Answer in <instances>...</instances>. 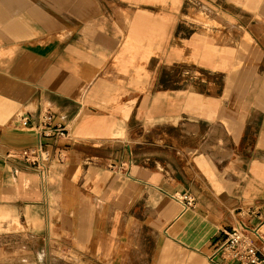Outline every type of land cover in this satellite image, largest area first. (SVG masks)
<instances>
[{
    "label": "crops",
    "instance_id": "obj_1",
    "mask_svg": "<svg viewBox=\"0 0 264 264\" xmlns=\"http://www.w3.org/2000/svg\"><path fill=\"white\" fill-rule=\"evenodd\" d=\"M212 1L238 28L226 49L201 33L186 39L183 0H0V214L8 226L65 228L73 255L105 219L103 207L121 232L138 234V264H237L210 256L240 224L257 228L264 247V0ZM185 64L226 68L228 93L216 99L172 81L169 72ZM20 116L29 126L17 124ZM139 122L174 156L149 148L136 159ZM214 124L224 140L210 142L227 155H188ZM39 129L51 134L43 138L52 155L46 186L12 156L37 145ZM24 242L0 247V264L36 259Z\"/></svg>",
    "mask_w": 264,
    "mask_h": 264
},
{
    "label": "rangeland",
    "instance_id": "obj_2",
    "mask_svg": "<svg viewBox=\"0 0 264 264\" xmlns=\"http://www.w3.org/2000/svg\"><path fill=\"white\" fill-rule=\"evenodd\" d=\"M212 0H183L184 3V25L186 29V39L191 38L195 32L201 33L202 38L208 40L212 39L217 42V48L226 49L228 47V40L231 33L238 30L233 26L230 21L225 20L218 14L221 8L212 7L210 2ZM213 2V1H212ZM229 34V35H227ZM228 71V70H227ZM168 74V73H167ZM169 77L172 81L178 80L177 78L185 79L184 83L187 87L196 91H201L204 94L213 95L216 99H221L222 96L228 92L225 90V81L227 79L226 68H220L218 71H207L200 69L193 64L181 65L178 68H174L169 72ZM175 79V80H174ZM226 93V94H224ZM206 95V100L213 99ZM227 97V96H226ZM222 107L225 104L222 100ZM204 108V107H203ZM137 135L135 136L133 144V153L136 159L149 155V148H162L166 156L173 157L174 150L169 147H164L165 143H161L158 140L149 141V126L143 125L141 122L136 127ZM169 135L173 138H180L181 133L177 131H168ZM215 134L217 137H215ZM224 134L219 132V126L214 124L209 132V139L201 143L197 149L189 150L187 154L198 153L199 155H206L212 159H218L221 154L225 157L227 153L221 147H218L216 143L210 142L213 138L215 142L217 140H224ZM185 143L189 141L186 137L183 139ZM171 146L174 144L171 142ZM158 150V149H157ZM112 153V149L108 150ZM160 152V151H159ZM104 216L105 219L99 220V224L93 225L88 231L86 248H82L80 245L75 244L73 255L69 253L68 247L65 245V234L67 229L65 228H48L39 227L36 223L32 224V227L27 229L28 226L22 227L21 223L17 221V225H7L9 215L0 214V247H6L8 243L10 245H16V241L24 237V250L26 253L35 252L36 259L27 261V264H138L135 255L132 253L131 240L137 236L136 231L130 230V228L119 230V223L115 222L112 212L103 210V207L99 210V217ZM123 227L127 226L126 220H124ZM105 223L108 225V230L105 229ZM92 226V225H91ZM120 232L123 236L122 241L115 239L116 234ZM76 233V231H75ZM53 237L52 238H50ZM15 237V239H13ZM56 237V238H55ZM54 239H57V243ZM17 244L16 246H18ZM15 246V247H16ZM19 247V246H18ZM84 249V251H83ZM21 251V250H20ZM84 252V256L78 252ZM97 257H100L98 259Z\"/></svg>",
    "mask_w": 264,
    "mask_h": 264
},
{
    "label": "built area",
    "instance_id": "obj_3",
    "mask_svg": "<svg viewBox=\"0 0 264 264\" xmlns=\"http://www.w3.org/2000/svg\"><path fill=\"white\" fill-rule=\"evenodd\" d=\"M17 124L29 126V117L20 116ZM55 133L59 135L68 134L65 128L60 127H56ZM48 135L51 134L47 130L39 129L37 145L24 148L19 153L12 155H20V159L35 169L40 174L44 186L48 184L52 161L51 151L43 141V138L48 137ZM181 198L185 208L194 206V197L184 196ZM257 239L263 240L257 228H249L245 224L234 226L230 231L226 232L225 239L215 248L210 259L214 260L215 255H222L224 259H231L237 264H264V247L257 244Z\"/></svg>",
    "mask_w": 264,
    "mask_h": 264
}]
</instances>
